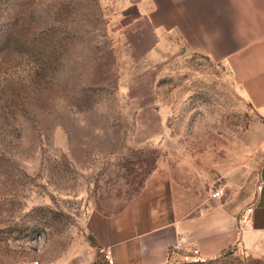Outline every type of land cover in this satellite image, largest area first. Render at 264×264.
Returning <instances> with one entry per match:
<instances>
[{
    "label": "rangeland",
    "instance_id": "rangeland-1",
    "mask_svg": "<svg viewBox=\"0 0 264 264\" xmlns=\"http://www.w3.org/2000/svg\"><path fill=\"white\" fill-rule=\"evenodd\" d=\"M105 0H0V264H109L87 232L150 183H249L264 128L223 63L131 52ZM169 264H264L239 246Z\"/></svg>",
    "mask_w": 264,
    "mask_h": 264
},
{
    "label": "crops",
    "instance_id": "crops-1",
    "mask_svg": "<svg viewBox=\"0 0 264 264\" xmlns=\"http://www.w3.org/2000/svg\"><path fill=\"white\" fill-rule=\"evenodd\" d=\"M107 32L129 50L148 53L164 40L223 63L264 128V0H105ZM161 42V43H160ZM261 162L247 183L223 185V195L194 186L150 183L116 213L96 212L87 232L109 264L180 261L182 241L211 259L239 246L264 255V133ZM252 207V212L246 209ZM183 251V250H182Z\"/></svg>",
    "mask_w": 264,
    "mask_h": 264
},
{
    "label": "built area",
    "instance_id": "built-area-1",
    "mask_svg": "<svg viewBox=\"0 0 264 264\" xmlns=\"http://www.w3.org/2000/svg\"><path fill=\"white\" fill-rule=\"evenodd\" d=\"M223 195V189L222 188H216L214 191L211 193V197L213 198H218ZM247 212H252V207H248L246 209ZM183 250V251H182ZM172 251L173 252H180V259L184 262H199L202 260L199 251L197 248H192L190 250H186L184 247V244L182 241H177L173 246H172ZM105 258L108 259V255L105 254Z\"/></svg>",
    "mask_w": 264,
    "mask_h": 264
}]
</instances>
